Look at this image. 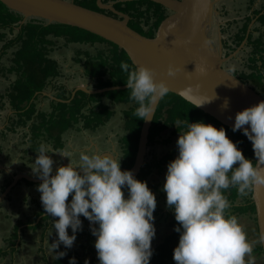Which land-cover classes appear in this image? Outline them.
Returning a JSON list of instances; mask_svg holds the SVG:
<instances>
[{"label": "clouds", "instance_id": "clouds-1", "mask_svg": "<svg viewBox=\"0 0 264 264\" xmlns=\"http://www.w3.org/2000/svg\"><path fill=\"white\" fill-rule=\"evenodd\" d=\"M120 67L127 73L130 99L138 104L135 115L152 120L156 99L166 96L169 87L163 80L157 81L149 67L130 69L128 63ZM176 71L169 65L167 74L174 76ZM228 104L225 98L221 107ZM238 130L251 142L257 164L243 155L224 127L203 121L189 123L176 141L177 155L167 164L163 184L166 207L178 222L174 227L179 233L173 250L176 264H253L246 231L236 215L226 212L231 204L224 190L235 187L240 196H246L255 186L264 185V167L259 166L264 164V100L235 114L232 131ZM36 152L29 167L42 181L37 191L44 212L53 218L57 239L50 245L57 258L66 255V251H56L61 244L65 249L73 247L77 232L83 230V216L96 237L99 264H150L157 201L147 181L138 180L131 170H122V157L110 153L80 152L74 163L45 144ZM50 153L69 158V163L54 169ZM260 240L264 241V233ZM69 264H77L76 258L71 257Z\"/></svg>", "mask_w": 264, "mask_h": 264}, {"label": "trees", "instance_id": "trees-1", "mask_svg": "<svg viewBox=\"0 0 264 264\" xmlns=\"http://www.w3.org/2000/svg\"><path fill=\"white\" fill-rule=\"evenodd\" d=\"M73 2L91 10L106 13L115 18L118 17L112 11L101 10L97 4V0H73ZM103 2L106 4L112 2L113 7L117 11L125 13L130 17L129 26L148 38L155 36L160 25L169 16L168 10L164 6L149 0H103ZM144 7L146 8L144 9ZM259 12L257 11V13ZM261 18L264 21V16ZM248 19L251 21V18ZM23 21L24 16L22 14L11 11L5 4L0 2V43L2 44L0 60L9 49L15 48L13 52L14 58L12 59L13 65L10 68H0V74L2 75V72H5V70L7 76L9 73L15 75V79L11 82L7 91L0 93L2 106L4 107L7 104L10 106L8 109L0 108L3 111L2 113H8V111L13 112L9 117V121H12V123L8 124L7 130L14 131L16 130V125H19L27 131L32 132L31 139L33 141L45 136V139L54 146L56 140L63 138L68 130L75 129L79 124L83 125L82 130L93 128L92 132H95L98 127L105 123L108 125L111 119L110 114L113 113V110H110L111 106L107 104V106L103 105L101 102L104 110L109 112V115H104L105 113L102 114V109L96 108L97 104L86 99V97L92 99V97H98V95L90 96L83 91H77L74 98H71L75 89L79 85L87 82H89L87 84L93 90L126 85V83L121 84L117 80L127 81V73L121 69V63H128L130 69L135 68L127 53L116 44L84 29L58 23L48 25L45 20L35 18L25 22ZM141 25L145 28L149 27V35H145L140 29H137ZM247 29L248 25L243 28L244 34H242V31L239 33L241 36L237 34V46H240L246 38ZM61 38H64L66 45L79 44L94 46L95 44H107V49L101 52L98 57H91L88 54L85 55V59H81L80 57L84 56L85 50L84 52L78 51L77 58L73 59L74 66H71V70L76 68L75 65H80L83 77H80L81 80H78L80 84L72 86V88H70L71 86L69 84L61 81L66 76L61 66H65V59L58 60L51 57V53L57 48L58 39ZM254 45H258L259 48L261 46L264 47L263 42L260 40L254 43ZM231 51L234 50L231 49ZM259 62L262 66L259 65ZM254 64L253 68L255 70L251 74H243L244 79L241 77L240 79L246 83L249 82L247 81L249 79L254 89L264 97V54L255 51ZM3 77L5 76L3 75ZM65 79L71 80L70 77ZM67 82L70 83V81ZM119 91L128 92L129 94L131 89ZM45 93H50L55 99L48 95L46 96ZM112 93L113 91H108L105 95ZM130 95L124 101H120L123 96H114L117 97L116 102H134V107L137 108L138 104L130 99ZM47 102L50 103L49 106H47ZM43 103L45 107L41 106ZM89 105L94 109L88 112L87 107ZM135 111L136 109L132 114L134 117L132 119L133 128L121 139L122 170L132 169L138 152L144 120L139 119L135 115ZM199 121L210 123L217 128L224 127L226 129V135L233 142H238V147L242 150L243 155L248 159H253V163L256 164L252 144L243 135V132H233L231 128L224 126L215 118L204 113L195 105L173 92H168L160 101L150 129L148 146L152 148L164 142L162 139L163 133L170 128L174 129L173 133L176 134L187 131L189 123ZM173 159V156L167 154L162 159L151 160L142 168L140 175L146 180L148 179V175L152 174L154 166L169 163ZM224 195L227 196L231 204V207L226 210L227 213L236 215L238 219L246 213L255 216L257 236L260 238L256 207L252 198L253 189L248 195L240 196L235 187H230L224 190ZM239 198H242L244 201L237 203ZM172 223L175 226L178 225V222L173 217ZM83 233H86L88 240H90L88 245L90 246V251H92L90 255H93L96 252L93 246L96 238L90 232L89 221L83 229ZM178 241L179 233L173 230L163 238L162 242L153 248L150 264H176L173 260V250L178 245ZM259 243V245H256L255 252L264 257L263 247L261 242ZM70 249L68 250L76 258L77 264H85V260H88L90 255ZM16 250L17 248L14 249V251ZM56 251H66V255L55 259L54 262H48L46 264H69L70 258H68L67 249L62 247ZM88 264H99L98 257L95 258V262H88Z\"/></svg>", "mask_w": 264, "mask_h": 264}, {"label": "water", "instance_id": "water-1", "mask_svg": "<svg viewBox=\"0 0 264 264\" xmlns=\"http://www.w3.org/2000/svg\"><path fill=\"white\" fill-rule=\"evenodd\" d=\"M149 1L160 4L171 12L153 38L132 29L129 26L130 17L117 11L113 3L106 4L103 0H97L99 8L112 11L117 18L69 0H0L11 11L22 14L24 22L35 18L45 20L48 25L58 23L77 27L116 44L127 53L135 67L144 65L153 69L155 79L163 80L169 87V92L180 95L195 106L215 96V99L197 108L232 129L235 114L259 103L264 97L249 82L242 81L223 67L230 56L223 57L214 52L212 39L208 36L211 27L208 23L216 10L215 0ZM219 44L222 48V41ZM169 65L177 69L174 76L167 74ZM200 67L205 71H199ZM125 89H128L127 86L102 90L79 87L77 91L96 94ZM46 95L55 99L50 94ZM225 98H228L229 104L227 108H222ZM161 99L162 97H158L153 105L152 120H144L142 126L136 160L131 169L136 178L145 164L150 129ZM259 166L264 167V164ZM12 187L13 184L6 189L4 196ZM252 198L261 236L264 233V185L253 188ZM260 242L264 251V241Z\"/></svg>", "mask_w": 264, "mask_h": 264}, {"label": "rangeland", "instance_id": "rangeland-1", "mask_svg": "<svg viewBox=\"0 0 264 264\" xmlns=\"http://www.w3.org/2000/svg\"><path fill=\"white\" fill-rule=\"evenodd\" d=\"M69 1H73V0H69ZM256 2L257 4L255 7H259L263 1L257 0ZM252 3H254V0L253 2L252 0H215L214 7L216 10L213 12L212 18L208 23L209 25H211L208 36L210 39H212L214 52L220 54L223 57L230 56V58L226 61L227 63L225 62L226 63L225 66L229 70L234 72L236 76L241 77L242 79H244L243 74H251L255 70L253 68V66L255 65L254 52L259 51L260 53L264 54L263 46L259 48L258 45L252 44V42H256L254 40L258 38H262L261 41L264 44V33L263 34L261 33L260 36L259 30H257L254 33L253 38H251V40H248V37L246 36V38L244 39V41L241 43L240 46H237L236 43L237 34H239L240 31H242V34H244L243 28L247 25L249 26L251 25V21H249L248 18H251L250 6H252ZM145 8L146 7H144V9ZM168 13L170 12L168 11ZM238 27L239 30L237 29ZM137 29H140V31L145 35L150 34L148 31L149 27L145 28L141 25V27H137ZM220 29L224 34V35L222 34L224 41L223 46H225L224 49L223 47L221 48L219 44L221 42ZM250 30H251L250 32H253L252 26ZM239 35L241 36V34ZM247 41L249 42V44H247ZM106 45L105 43L95 44L94 46L92 45L85 46L79 44L66 45L64 38L58 39V44L56 46L57 48L55 51L51 53V57L54 59H58L59 57H62L66 61L65 66L63 65L61 66L63 68L64 75H66L67 77L65 76L64 78L61 79V81L69 84L71 86L70 88H72V86L79 85L80 83L78 80H81V78L79 77H83L82 75L83 73L81 72L80 69L81 66L75 65L76 68L71 70V66L72 67L74 66L73 59L77 58L78 51L84 52L85 50V54L83 53L84 56L80 57L81 59H85V55L88 54L91 57H98L101 52H104L107 49ZM1 46L2 44L0 43V49ZM231 49L234 51H231ZM14 50L15 48H12L5 53V55L0 60V68H4V67L10 68L11 65H13L12 59L14 58V54H13ZM259 65L262 66L260 62ZM2 73L5 77H3L2 74H0V93H5L9 88L11 82H13V80L15 79V75L9 73L7 76L6 70L5 72ZM69 77L71 78V80L65 79ZM67 81H70V83H68ZM117 81L121 84L127 82L125 80H117ZM247 81H249V83L252 85L249 79H247ZM87 83L89 84V82ZM88 84L83 86L91 90V88L88 87ZM122 86H127V85H119V87ZM77 89L78 88H76V90ZM85 93L90 96L98 95V97H92V99L86 97V99L93 101L94 104H97L96 108L102 109L101 111L102 114L105 113L104 115L107 114L109 115V112L104 110L103 106L101 105V102L103 105H106L105 103L107 101L106 99H109L108 100L109 102L113 101L112 103L115 104V105L110 104V106L113 105L114 108L110 109L113 110V113L110 114L111 119L108 125L107 123L101 125L95 130V132H92L93 128L87 129L89 130L90 135L93 134V136L90 137L91 138L94 137V140L98 139V141L101 142L103 141L105 143L106 132L107 135L109 136H115L117 135V133H119L118 136L121 141V139H123L122 137L128 134L129 131H131L133 128L132 119L134 117L132 114L136 108L134 107V102L133 103L116 102V98L118 96H123V98L120 99V101H124L129 98L128 95H130L131 92L128 94V92L115 90L113 91L112 94H108V95H105L106 92L96 93V94H91V93L89 94L87 92ZM114 95H116L117 97H115ZM73 98L74 96H72L71 99ZM2 105L3 104L1 101L0 108L2 109L10 108L8 104L4 107ZM49 105L50 103L47 102V106ZM92 109L94 108L91 107L90 105L87 107L88 112L91 111ZM10 123H12V121H10ZM82 127L83 125L79 124L75 127V129L77 131L82 132L81 129ZM173 130L174 129L172 128L166 130L163 133V137H162L164 142L156 145L155 147L149 148V153L147 155L148 162L154 159H162L167 154L173 156V158L176 157L177 155L176 141L180 133L183 134L185 131L174 134ZM114 141H115L114 148L116 149V151L118 150L121 151L122 145L119 143V140L116 139ZM64 142L65 141L63 140V138H59L58 140L55 141L54 147L58 150H63L66 147ZM76 142H78V140ZM65 155H67L70 158L67 150H65ZM120 157H121V152H120ZM69 158L67 159L69 160ZM74 161L76 162L78 161V156L77 158L74 157ZM167 164L168 163H162L161 165L158 164L157 166H154L152 169V174L148 175V179L146 180L142 175L138 177V180L147 181V184L149 188L152 190V192L155 194L157 201V206L154 210V217H155L154 225L156 229V234L151 242L152 249L155 246H157L160 242H162L163 238L169 235L174 230L175 227V225H173L172 223V217L174 218V214L169 208L166 207V193L163 191V184L165 181ZM243 201L244 200L242 198H239L237 203H241ZM27 202H29V204H25L26 209L25 208L21 209L20 215L19 213L16 212L15 216H12L10 213H7L9 211L12 212V210L14 209L13 205L8 210V207L3 205L5 204L4 201L0 203V264H46L48 262H54L55 259H57V253L52 250V246L50 245L57 239V234L56 231L52 227H50V225H48L49 223L51 224V226L53 225V220H52L53 218L50 217L46 212H44V209L41 204V200L37 202L33 200L32 206L30 205V198L29 199L27 198ZM80 218L83 222V229H84L85 226L88 224V220L83 216H81ZM254 218H255L254 215L246 213L239 217L238 222L243 226L244 230L247 233V239L252 245L251 256L253 259V264H264V257L260 256L258 253L255 252L256 245L260 244L259 243L260 238L259 236H257V226ZM68 231L69 234L71 235L70 228L68 229ZM47 241L49 242V244L47 243ZM89 242L90 240H88V236L86 235V233H83V230L79 231L77 232V238L71 249L78 250L80 253H87L88 255H90L92 251H90V246L88 245ZM62 247H64L63 244L59 246V248ZM15 248H17L16 251H14ZM1 250L3 251V253ZM67 251H68V258L74 257V255L71 254L68 249ZM79 256L81 255L79 254ZM96 257L97 254L95 252L93 255L89 256L87 261L95 262ZM245 259L247 261L249 258L245 257Z\"/></svg>", "mask_w": 264, "mask_h": 264}, {"label": "crops", "instance_id": "crops-1", "mask_svg": "<svg viewBox=\"0 0 264 264\" xmlns=\"http://www.w3.org/2000/svg\"><path fill=\"white\" fill-rule=\"evenodd\" d=\"M58 59L64 60L62 57ZM83 85L86 84H82V86ZM46 94L47 93H45V95ZM105 103L109 106L113 104L108 100ZM43 104L41 106L45 107V104ZM113 105L111 106L112 109L114 108ZM12 113V111H8V113L4 112L3 114L0 110V203L4 201L5 204L3 205L8 207V210L13 205L14 209L12 212L9 211L7 213L15 216L16 212L20 215V210L23 208L26 209L25 204H29L27 198H30L31 206L33 205V200L36 202L40 201L41 194L37 191V185L42 181L32 174L29 166L34 162L37 155L36 151L41 144L50 146V150L52 151H61L64 154L65 150H67L70 160L74 163L76 162L74 161V157H79L80 152H86L90 155L99 154L102 152V149H99V144H97L99 142L98 139L94 140V137L91 138L90 136H93V134L90 135L87 130H82V132H80L76 129H72L68 131L63 136L66 145L63 150L56 149L51 142L45 139V136L39 137L36 141H33V139H31L32 132L27 131L19 125H16L17 127L14 131L7 130V126L10 123L8 120ZM118 134L119 133L115 136H109L107 132L105 134V138L110 139V145L113 148L115 144L114 140L118 139L121 144ZM77 140L78 142H76ZM111 151L109 153H113L117 156L122 152L120 150L116 152ZM49 155H51L54 160V169L59 165H66L69 163L67 157H63L59 153H50ZM12 184V189L4 196V192ZM69 198H71V196ZM48 225L52 227L50 223Z\"/></svg>", "mask_w": 264, "mask_h": 264}, {"label": "flooded vegetation", "instance_id": "flooded-vegetation-1", "mask_svg": "<svg viewBox=\"0 0 264 264\" xmlns=\"http://www.w3.org/2000/svg\"><path fill=\"white\" fill-rule=\"evenodd\" d=\"M257 0H254V3H252V6H250V12H251V14H250V17H251V25L249 26L248 25V29H247V31H246V36L248 37V40H251V38H253V35H254V33L257 31V30H259L260 31V36H261V33L263 34L264 33V21L262 20V16H264V0H260V1H263L262 2V4H260V6L259 7H255L256 6V4H257V2H256ZM252 2H253V0H252ZM169 11V10H168ZM257 11H260L259 13H257ZM171 13V12H170ZM169 13V14H170ZM24 22V21H23ZM251 26L253 27V32H250L251 30ZM238 30H239V27L237 28ZM263 29V30H262ZM248 30H249V32H248ZM220 31H221V29H220ZM220 34H221V41H222V43H224V41H223V37H222V34H223V32L221 31L220 32ZM224 35V34H223ZM235 37H236V35H235ZM261 39L262 38H258V39H255L254 41H258V40H260L261 41ZM256 42H252V44H254V43H256ZM247 44H249V42L247 41ZM251 45V44H250ZM245 47V46H244ZM225 48V46H223V49ZM254 52V51H253ZM226 57H228V56H226ZM227 63V62H226ZM226 63H224V65H223V67L225 68V69H227L230 73H232V74H234L235 75V73L234 72H232L231 70H229L226 66H225V64ZM240 78V77H239ZM79 87H84V86H79ZM79 87H77V88H79ZM88 87H89V85H88ZM76 90V89H75ZM91 90H93V89H91ZM77 91V90H76ZM80 91V90H79ZM75 92V91H74ZM74 92H73V94H74ZM49 94V93H48ZM105 144V145H103V144ZM97 144H99V149L101 150L102 149V152L101 153H99V154H103V153H109L111 150L112 151H114V152H116V149L115 148H113V147H111V143H110V139H106V142L104 143L103 141L101 142V141H99ZM148 144H149V142H148ZM149 146H148V151H147V154H146V158H145V164H144V166L146 165V163H148V159H147V155H148V153H149ZM110 151H109V150ZM111 151V152H112ZM113 154V153H112ZM115 155V154H114ZM117 158H119L120 157V155H115ZM120 163H121V161H120ZM122 169V168H121ZM253 197V196H252Z\"/></svg>", "mask_w": 264, "mask_h": 264}]
</instances>
